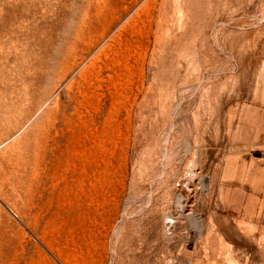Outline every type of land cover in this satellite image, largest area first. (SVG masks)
<instances>
[{"label": "rangeland", "instance_id": "1", "mask_svg": "<svg viewBox=\"0 0 264 264\" xmlns=\"http://www.w3.org/2000/svg\"><path fill=\"white\" fill-rule=\"evenodd\" d=\"M0 264H264V0H0Z\"/></svg>", "mask_w": 264, "mask_h": 264}]
</instances>
